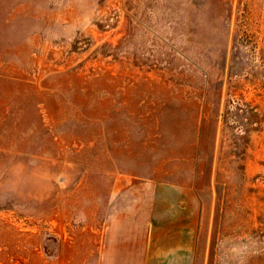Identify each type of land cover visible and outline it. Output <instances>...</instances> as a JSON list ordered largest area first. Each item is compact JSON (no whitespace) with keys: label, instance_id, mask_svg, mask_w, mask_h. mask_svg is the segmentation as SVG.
Listing matches in <instances>:
<instances>
[{"label":"rangeland","instance_id":"obj_1","mask_svg":"<svg viewBox=\"0 0 264 264\" xmlns=\"http://www.w3.org/2000/svg\"><path fill=\"white\" fill-rule=\"evenodd\" d=\"M118 164L195 184L197 264H264V0H0V264H84Z\"/></svg>","mask_w":264,"mask_h":264},{"label":"crops","instance_id":"obj_2","mask_svg":"<svg viewBox=\"0 0 264 264\" xmlns=\"http://www.w3.org/2000/svg\"><path fill=\"white\" fill-rule=\"evenodd\" d=\"M113 175L103 178L97 225L86 227L84 264H197L203 198L195 184L119 164Z\"/></svg>","mask_w":264,"mask_h":264}]
</instances>
